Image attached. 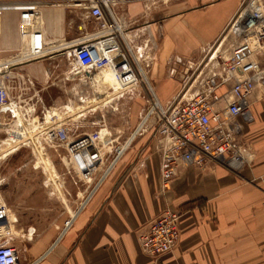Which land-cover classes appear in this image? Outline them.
Returning <instances> with one entry per match:
<instances>
[{
	"label": "crops",
	"instance_id": "1",
	"mask_svg": "<svg viewBox=\"0 0 264 264\" xmlns=\"http://www.w3.org/2000/svg\"><path fill=\"white\" fill-rule=\"evenodd\" d=\"M80 1L0 0V58L11 59L22 49L40 44L43 59L31 61L26 70L36 79L42 77L45 59L61 56L72 39L92 29L88 19L80 30ZM156 4H138L137 10H142V20L147 22L144 28L158 37L149 72L157 102L165 103L178 94L191 71L212 60L215 70L219 53H229L239 41L227 29L239 0H209L182 13L174 11V1ZM254 60L264 69V47L255 52ZM40 89L44 90L42 82ZM227 89L223 85L217 93ZM29 101L44 106V97L23 102ZM247 102L251 119L239 115L236 120L241 125L239 142L254 152L251 164L239 170L219 163L204 169L180 164L171 190L160 193L157 142L151 139V129L141 127L124 158L127 161L111 170L97 188L96 175L82 181L64 179L68 187L64 200L59 206L44 204V215L55 218L51 224L21 226L17 219L40 213L32 205L15 202L5 206L3 218L11 221L8 231L0 226V234L15 236L21 264H264L262 83H256ZM166 209L180 212L179 237L170 252L152 257L140 250L138 234Z\"/></svg>",
	"mask_w": 264,
	"mask_h": 264
},
{
	"label": "rangeland",
	"instance_id": "2",
	"mask_svg": "<svg viewBox=\"0 0 264 264\" xmlns=\"http://www.w3.org/2000/svg\"><path fill=\"white\" fill-rule=\"evenodd\" d=\"M170 1L176 3L174 11L182 13L191 5L200 7L209 0H159L156 6ZM138 4L145 5L139 0H113L109 3L123 22L120 42L132 68L128 77L118 79L112 67L100 73L86 71L75 63L73 57L65 55L70 49L62 50L61 56L45 59L46 72L38 79L31 76L26 65L43 58L27 60L29 58L23 54L30 48L22 49L12 60H7L16 64L9 68L13 74L9 104L0 107V204L8 207L15 202L18 206L32 205L40 213L32 218L17 219L21 226L33 223L44 228L55 220L44 215V204L60 205L64 200L62 195L67 192L65 188H68L64 179L82 181L89 175H96V180L100 181L107 172L106 176L122 161H127L124 158L138 134L116 162L112 160L116 158L117 150L135 134L141 118L144 115L150 117L157 111L149 70L155 59L158 37L151 36L148 28H144L147 22H143V12H138ZM245 4L264 11V0H239V7ZM88 12L87 7L81 6L82 31V23L89 19ZM227 29H230V23ZM203 64L188 74L178 93L188 95L203 88L204 79L214 71L211 68L213 60ZM41 82L44 90L40 89ZM41 97H44V106L32 101L23 102ZM56 129L66 132L63 140L48 136ZM151 139L156 140L153 132ZM72 184L80 188L79 183ZM3 220L0 226L9 229L11 219Z\"/></svg>",
	"mask_w": 264,
	"mask_h": 264
},
{
	"label": "built area",
	"instance_id": "3",
	"mask_svg": "<svg viewBox=\"0 0 264 264\" xmlns=\"http://www.w3.org/2000/svg\"><path fill=\"white\" fill-rule=\"evenodd\" d=\"M111 1L83 0L77 3L89 9L88 17L93 27L72 39L71 53L68 54L86 71L100 73L112 67L119 79L128 77L132 68L120 42L123 22L117 11L109 6ZM139 1L155 5L159 0ZM229 30L240 39L229 53H219L216 70L204 79L203 88L188 95L186 92L178 93L164 104L156 101L158 108L154 115L148 119L146 115L141 118L140 128L151 129L156 138L160 156V193L171 190L176 168L180 164L204 169L210 163H219L239 170L254 159V152L238 140L241 125L236 117L241 115L247 121L251 119L247 98L256 83L264 85V69L254 60L255 52L264 47V11L250 4L239 7ZM29 48L25 54L33 56L27 60L41 56L40 44ZM4 60L0 58V107L9 104L13 89V74L9 68L16 64L11 61L6 64ZM223 85H228L227 91L217 93ZM221 101L224 102L223 107L218 106ZM151 117L155 120L148 127ZM48 136L63 140L66 132L56 129ZM121 148L112 161L122 154ZM97 182L94 188L102 181ZM3 212L5 206L0 204V221L4 219ZM179 220L180 212L166 209L149 221L139 234L141 251L153 257L170 252L179 237ZM13 240L9 232L0 236V264H21Z\"/></svg>",
	"mask_w": 264,
	"mask_h": 264
},
{
	"label": "bare ground",
	"instance_id": "4",
	"mask_svg": "<svg viewBox=\"0 0 264 264\" xmlns=\"http://www.w3.org/2000/svg\"><path fill=\"white\" fill-rule=\"evenodd\" d=\"M11 60H12V58H11ZM4 62H6V64H8L7 59H5ZM148 118H149V116L147 117V119H148ZM139 128H140V126L136 129V131H135L134 133H136V132L139 130ZM134 133H133V134H134ZM134 135H135V134H134ZM134 135L131 137V139H129V140L126 142L125 145L122 146V148H121L122 151L127 147V145L129 144V142L133 139ZM122 151H121V152H122ZM115 162H116V161H115ZM107 173H108V172H107ZM107 173H106L104 176H106ZM103 179H105V178L103 177L99 182H101ZM99 182H98V183H99ZM180 231H181V230H180ZM180 235H181V234H180Z\"/></svg>",
	"mask_w": 264,
	"mask_h": 264
},
{
	"label": "water",
	"instance_id": "5",
	"mask_svg": "<svg viewBox=\"0 0 264 264\" xmlns=\"http://www.w3.org/2000/svg\"><path fill=\"white\" fill-rule=\"evenodd\" d=\"M155 117H151L148 121V127H151L152 124L154 123Z\"/></svg>",
	"mask_w": 264,
	"mask_h": 264
}]
</instances>
